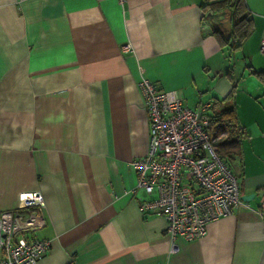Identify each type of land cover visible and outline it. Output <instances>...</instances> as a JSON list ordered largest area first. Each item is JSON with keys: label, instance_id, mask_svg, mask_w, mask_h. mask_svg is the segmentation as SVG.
Here are the masks:
<instances>
[{"label": "crops", "instance_id": "crops-1", "mask_svg": "<svg viewBox=\"0 0 264 264\" xmlns=\"http://www.w3.org/2000/svg\"><path fill=\"white\" fill-rule=\"evenodd\" d=\"M243 2L231 50L213 33L230 12L205 0H0V211L41 192L39 264H264V0ZM141 73L190 107L230 102L242 131L241 203L175 252L129 165L148 145Z\"/></svg>", "mask_w": 264, "mask_h": 264}, {"label": "built area", "instance_id": "built-area-1", "mask_svg": "<svg viewBox=\"0 0 264 264\" xmlns=\"http://www.w3.org/2000/svg\"><path fill=\"white\" fill-rule=\"evenodd\" d=\"M260 51L264 54V31ZM138 87L148 118V145L129 165L138 187L148 194L157 191L139 209L164 219L170 252H175L178 240L202 237L210 221L232 213L241 203L239 184L217 152L215 142L226 132L209 128L210 104L190 107L176 90L158 89L142 73ZM44 206L39 190H26L17 193L14 208L0 211V264H39L50 245L48 238L34 235L44 225L39 211ZM258 213L264 220V196Z\"/></svg>", "mask_w": 264, "mask_h": 264}, {"label": "trees", "instance_id": "trees-1", "mask_svg": "<svg viewBox=\"0 0 264 264\" xmlns=\"http://www.w3.org/2000/svg\"><path fill=\"white\" fill-rule=\"evenodd\" d=\"M210 10L226 9L230 13L231 24L223 34L219 29H213V33L221 45H228L234 50L242 44L252 30V19L246 13L243 0H205L204 5ZM261 74L258 71H254ZM235 87L232 82V90ZM209 128L216 131H225L226 136L215 142L218 154L226 160L237 154L239 148L241 128L236 124L233 106L230 102L225 104L214 100L209 107ZM227 161V160H226Z\"/></svg>", "mask_w": 264, "mask_h": 264}, {"label": "water", "instance_id": "water-1", "mask_svg": "<svg viewBox=\"0 0 264 264\" xmlns=\"http://www.w3.org/2000/svg\"><path fill=\"white\" fill-rule=\"evenodd\" d=\"M216 17H217V14H216V15H215V14H210V13L207 14V20H208V21H210L211 18L216 19ZM243 197H244V196H241V198H243Z\"/></svg>", "mask_w": 264, "mask_h": 264}, {"label": "rangeland", "instance_id": "rangeland-1", "mask_svg": "<svg viewBox=\"0 0 264 264\" xmlns=\"http://www.w3.org/2000/svg\"><path fill=\"white\" fill-rule=\"evenodd\" d=\"M209 13V12H208ZM231 168V167H230ZM232 171V170H231ZM233 172V171H232Z\"/></svg>", "mask_w": 264, "mask_h": 264}]
</instances>
